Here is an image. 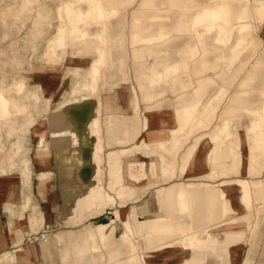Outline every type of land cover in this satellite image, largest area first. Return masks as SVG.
<instances>
[{"label": "crops", "instance_id": "crops-1", "mask_svg": "<svg viewBox=\"0 0 264 264\" xmlns=\"http://www.w3.org/2000/svg\"><path fill=\"white\" fill-rule=\"evenodd\" d=\"M12 1L0 10L2 38L9 39L15 30L17 36L26 31L24 45L11 42L13 67L6 69L8 62L0 60V93L7 100L6 105L0 104V264H224V199L219 198L224 178L192 180L211 172L205 163L211 144L200 147V157L196 155L192 165H178L182 177L156 185L149 175V163L165 155L170 131L176 132L184 110L193 106L181 99L195 98L198 92L194 62L204 60L207 65L215 60L213 40H198L188 22L199 5L212 1L119 0L112 4L119 14L105 21L68 19V4L74 14L91 12L85 0H57L56 14L48 0H31L30 5ZM230 1L236 17L229 41L233 45L240 24L252 29L255 20L264 23V18L258 15L262 0ZM132 5L137 8L127 22L124 10ZM111 10L106 8L107 13ZM154 13L163 20H145ZM155 35L156 45L149 46L146 40ZM28 54L30 58L41 54L46 64L61 63L68 55L80 62L68 70H35L27 84L16 68ZM130 64L136 83L129 77ZM169 65L177 66L172 76L178 77L165 80ZM95 68L100 72L97 78ZM157 75L160 80L149 83ZM212 75L208 64L201 77ZM186 80H193V85L185 84ZM191 150L192 146L184 147V153ZM131 154L145 164L137 172L146 178L137 183L127 165L132 160L126 158L122 165L123 157ZM155 171L165 180L164 165L157 164ZM188 183L213 189L193 198L190 214L178 205ZM149 196L153 200H147ZM120 199H136L129 203L134 205L130 212L109 206L101 214L89 215L104 203L119 205ZM112 215L107 223H89ZM80 217L84 227L77 230L78 225L71 224ZM256 223L254 233H247L242 244L250 242L249 236L255 240L261 223L264 227V216ZM214 226L218 227L211 230ZM128 229L133 244L121 240ZM206 230L214 235L215 250L182 245L187 236L204 237ZM140 238L145 242L142 249ZM102 248L107 249L108 262ZM257 251L252 246L248 260L240 264H264V249L259 259ZM6 255L12 260L7 262Z\"/></svg>", "mask_w": 264, "mask_h": 264}, {"label": "rangeland", "instance_id": "rangeland-1", "mask_svg": "<svg viewBox=\"0 0 264 264\" xmlns=\"http://www.w3.org/2000/svg\"><path fill=\"white\" fill-rule=\"evenodd\" d=\"M50 5L52 6L53 13L56 14L57 12V7L56 5L59 3L57 0H48ZM109 2L110 5L106 4V2ZM119 0H101V3L108 9L110 6L114 10H117V15L119 14V10L117 7L112 6L113 3L117 2ZM211 4L213 5L216 3V0H211ZM12 0H0V10L4 9L6 5L9 3H12ZM95 10V3L96 0H92L89 2H86ZM209 6V5H206ZM203 6H198L195 10V12H198ZM137 8V5H132L128 6L125 8L124 13L126 14V21L131 20V12L133 9ZM70 7L68 6V12L66 16H68L69 20H100V21H105L113 16L109 17L111 13L105 12V17L103 19H99L96 16V12L93 10L90 12V16L87 18H78L74 13H72L71 10H69ZM113 12V11H112ZM194 12V13H195ZM116 15V16H117ZM153 15L155 14H148V17H145L146 19L153 18ZM165 20H167L169 17L165 15ZM108 17V18H107ZM145 19V20H146ZM54 27L52 29V32L55 31V26H56V21H54ZM213 22V21H212ZM221 23L220 22H213L214 27H218ZM198 27L196 30L189 29L191 34L195 36L198 40H204L205 38H208L210 40V36H207V31H203L205 24L197 25ZM130 26L129 24L126 23L125 29H129ZM26 29V28H25ZM162 30V29H161ZM25 31L23 30L21 32L20 36H17V31L15 30L11 37L9 39H3L2 34L4 32V28L0 27V60L8 62V66L6 69H11L12 66V57H13V48L11 46L12 40H18V43L22 46L24 45V38H25ZM163 31V30H162ZM167 31V30H165ZM126 32V31H125ZM161 35V34H158ZM215 36V34H214ZM157 35L155 36H149V42L146 40V42L149 43V46H155L156 41H157ZM240 37V36H239ZM239 37L237 39H239ZM254 37V38H252ZM163 36L161 35V40ZM213 38V34H212ZM246 40L245 42V48L243 55L241 56L240 59H234V52L232 50L226 49L224 46L225 44L223 43V46H220V42L216 43L215 40L212 46V52L215 57V60H213L211 63L208 62L207 65L211 64V67L213 69V75L211 77L205 78L201 77L207 68L206 62L204 60H196L194 62L195 68H196V74L197 78L195 81V84L198 87V92L196 93L195 98L191 99H186L182 98L181 101H191L193 106L190 108L191 110V116H193V119H188L186 120L187 124H184L182 117L179 119L180 124L178 125V128H181L180 132H184L182 137L183 139L181 140V143L179 147L175 150L173 148V151L170 153L169 152V146L171 143V139L165 140L164 142V148L165 149V155L166 159L168 162H170L172 165H168L169 169L167 170V173H163L165 180L157 174L156 171L153 173H150V177L154 179L153 181L156 182V185L163 184L164 182H168L171 180L176 179V177H182L184 173L178 172V165L183 164V157L190 155V153H184V147L192 146L193 149L199 153L202 152L201 146L205 147L207 145V142L211 144V147L207 150L205 156L206 159V165L209 169H211V172H207L206 174L197 176L196 178L192 180H204L208 182H217L219 181L222 177L224 178V183H229L232 181H235L237 179H243L247 180L249 182V185L251 186V197L249 200H242L241 203L244 207L242 214H226L224 216V220L228 219V222L233 221L234 219H238L237 221H240L245 227V233L242 236L240 240L237 242L231 244L230 246L226 245V248H232L238 245L242 251V260H248L246 257L247 252L252 249V246L259 251L256 252V259H259V256L261 255L263 249H264V241H262L264 237V227L261 223V228L257 230V234L255 237V240L252 241V237L249 236V241L248 243H243L242 240L246 238L247 233L250 235L254 233V229L258 226L259 223H256L258 219L262 218L264 216V144L260 145L259 151L261 152V156L258 160V165L256 166V171L250 172H234L231 169V165L229 160L227 159V146L229 143L234 142L235 136H234V131L235 128L237 129H244L247 130L250 134V128L253 120H256L259 115L255 112V104H257L260 100L262 99V102L264 103V68L262 67L264 65V23H260L258 21H254L253 23V28L250 31L249 36L245 37ZM255 41H254V40ZM167 40V38H166ZM212 40V39H211ZM254 42L252 44V42ZM235 42V39L233 40ZM252 45V46H251ZM205 47V46H204ZM194 50V49H193ZM3 52V53H2ZM199 50L197 48L198 53ZM41 54H37L36 58H30L29 54L25 55V58L23 59V64L20 67V69L16 70L19 72V76H22L25 78L27 84L29 83V73L34 72L35 70L41 69L45 70V68H52V69H71L72 67H75L79 64V59L74 58L72 56H67L63 62L57 63V64H46L45 60L40 58ZM232 61V62H231ZM244 62V67L243 70L238 71V66L241 64V62ZM33 62L32 65L30 66L29 63ZM78 63V64H77ZM84 63V62H83ZM260 64V69L257 70V73L255 75V79H259V83H255L254 89H257V92L255 95L251 98V101H248L247 104H244L240 101H237V97L235 94L239 90H243V83L246 82L247 80H253L249 79V73L251 71H255V65ZM86 65L88 62L85 63ZM202 66V68L200 67ZM35 67V68H33ZM189 67V66H188ZM135 68L133 67V64H130L129 66V77L132 80V83L134 82L135 78ZM176 72V71H175ZM67 74V73H66ZM134 76V77H133ZM67 83L69 84V87L71 88L72 85V76L69 75L67 76ZM178 76H165V80L171 79V78H176ZM192 79V78H191ZM8 80L11 81V77H8ZM187 85H193V80L190 81H185L184 82ZM131 84V83H130ZM136 85V84H135ZM214 87L215 90H211V92H207V90L212 87ZM167 95L173 96V94L168 93ZM188 110L185 109L184 112ZM148 116V113H146ZM177 128V129H178ZM178 131V133H180ZM208 134L207 136L203 134ZM172 133L170 131V136L172 138ZM264 143V141H263ZM168 149V150H167ZM210 153L208 154V152ZM136 154H131L129 156H125L122 159V165L124 163V160H132L135 161L136 158H134ZM156 157V156H154ZM140 162H138L139 164ZM150 163H154L156 168L157 164H160L157 159H153ZM149 163V164H150ZM182 166V165H181ZM139 166H135L131 168L132 172L130 173V177L134 183H137L140 181L141 177H145L146 175H142L141 172H137V168ZM228 167V169H227ZM224 168V169H222ZM144 173V172H142ZM182 173V174H181ZM124 174V173H123ZM126 177V174H124V178ZM184 179V178H182ZM185 180V179H184ZM186 180H188L186 178ZM126 183L127 180L125 178ZM103 187V186H102ZM224 189H222L223 191ZM215 192V190L213 191ZM219 193L221 191L219 190ZM224 199V197H222ZM147 199V197H146ZM149 199H152L151 196H149ZM153 200V199H152ZM215 200V198H214ZM122 202V204L119 202V205L114 203V205H110L107 202V205L102 204L100 208L97 206L98 209L96 211H91L90 216H96L98 214H101L104 212L106 209L105 207H111L113 206L114 208H118L120 210H125L127 212L131 211L132 204H129L130 202L136 201V199H131L129 201L127 200H119ZM215 202V201H214ZM129 204V205H128ZM96 208V206H94ZM211 207H216V204H214ZM105 208V209H104ZM116 212V211H115ZM114 212V215H115ZM262 216V217H261ZM113 218V215L111 217H108L107 219H97L95 222H89L92 224H99V223H107ZM80 220L72 223L71 225L77 226V230H81L84 227V222ZM219 226V225H218ZM218 226H214L213 228H210L211 230H216ZM209 230V231H211ZM221 237V235H219ZM44 239L43 237H34L32 240H40ZM258 239H260L258 241ZM257 240V242H256ZM131 241H134V239ZM139 245L142 248L145 247V242L143 239H138ZM252 241V242H251ZM129 243V242H128ZM233 245V246H232ZM105 255V260L104 262H108L109 260V254L107 252L106 248L101 249ZM147 252V251H146ZM148 254V252H147ZM145 254V255H147ZM153 255V254H152ZM250 255V254H249ZM248 255V257H249ZM245 256V259H244ZM228 256H225L224 254V264H228L227 260ZM6 261H11L12 259L10 258V255H6L5 257ZM148 260V259H147ZM241 262V261H240Z\"/></svg>", "mask_w": 264, "mask_h": 264}, {"label": "bare ground", "instance_id": "bare-ground-1", "mask_svg": "<svg viewBox=\"0 0 264 264\" xmlns=\"http://www.w3.org/2000/svg\"><path fill=\"white\" fill-rule=\"evenodd\" d=\"M86 2L92 1V0H85ZM110 2V1H109ZM32 4L31 0H24V5H30ZM91 4V3H90ZM70 7V5L68 4ZM233 3L230 0H216V3L213 5L202 7L198 12L191 15L189 18V25H192V29L196 30L198 27L197 25L205 24V27L203 28V31H207V36H210V40H215V42L219 43L220 46H223V43L226 45V49H231L234 52V59H240L243 55L245 48L244 40H246V36H249L250 34V27L247 23H242L238 26L237 34L240 35L239 39L236 38V42L231 45L229 43L230 38L234 31L232 22L236 19L235 14L233 12ZM243 8L245 9V4H242ZM71 10V8L69 9ZM94 9L91 8V11ZM72 11V10H71ZM96 16L99 19H103L105 17L106 7L101 3V0H96L95 3V10ZM113 11V12H112ZM68 12V8H67ZM109 13V12H108ZM110 16H116L117 10H111ZM76 16L78 18H87L90 16V12L83 13L81 11H77ZM153 18L146 19L150 23H156L157 21L163 20L162 15H159L158 13H154ZM258 15L261 18H264V0L260 3V6L258 8ZM247 16L246 13L242 15V20L244 21ZM108 18V17H107ZM220 22L221 24L218 27H214L213 22ZM213 34V38H212ZM215 34V36H214ZM163 37L162 39H164ZM161 39V38H160ZM254 40V39H253ZM255 41V40H254ZM149 42V39H148ZM214 42V41H213ZM252 42V41H251ZM254 42H252L253 44ZM252 46V45H251ZM232 62V61H231ZM244 62L242 61L241 64L238 66V71L243 70ZM202 68V66H200ZM264 68V65L262 66ZM177 69V66H167L165 67L164 74L169 77L172 76L175 73V70ZM260 69V64L255 65V71H251L249 73V79L253 80H247L243 83V90H239L235 96L237 97V101H240L244 104H247L248 101H251V98L255 95L257 92V89H254L255 82L254 78L257 73V70ZM264 70V69H263ZM99 70L97 68L94 69V76L97 78L99 75ZM155 76L152 80L149 81V83H156L160 80L161 76ZM264 94V92H263ZM263 98H260L259 102L255 104V112L259 117L256 120H253L250 128V134L247 132V130L244 129H237L235 128L234 131V142L229 143L227 146V159L230 162L231 169L234 172L238 171H245L250 172L256 171V166L258 165V160L261 156V152L259 151L260 145H263L264 141V103L262 102ZM0 104L6 105L7 100L3 93H0ZM191 110H186L184 115L182 116L184 124H187L186 120L193 116H191ZM154 115L151 116L153 118ZM188 119V121H189ZM182 130L181 128H178L176 132L174 133V130L172 129V141L169 146V152L171 153L173 151V148L175 150L179 147L182 137H177L178 131L180 132ZM180 136L183 135L184 132H180ZM166 149V148H165ZM167 149V150H168ZM185 153H190V155L183 157V163L184 164H193V161H195L196 155L199 158L200 153L195 151L192 147L191 151H187ZM210 151L208 152V154ZM159 163L161 165H164V172L167 173V170L169 169L168 165H172L170 162L167 161L166 155H163L161 153L159 158ZM205 163L206 159H205ZM130 168H133L135 166H139L141 170H144L145 164L139 163L135 161H131L127 164ZM228 169V167H227ZM149 170L151 173H153L156 170V166L154 163H150ZM223 191L219 194V198L224 197V216L226 214L232 213V214H242V211L244 209L241 201L242 200H249L251 197V186L249 185V182L247 180L243 179H237L235 181L224 183L223 185ZM210 190H213L212 187L206 185L203 186L201 184H192L188 183L186 186V191H183L178 196V205H180V208L182 211L187 212L190 214L192 209V203L195 202L193 198L200 197L201 194L205 192H209ZM117 217L118 214L116 213ZM119 218V217H118ZM238 219H234L233 221L228 222V219L224 220V254L225 256H228V263L229 264H240L242 261V251L240 247L237 245L232 248H226L227 246H230L231 244L237 242L242 238V236L245 233V227L240 222L237 221ZM171 229V228H170ZM128 233H125L121 240H123L125 243L129 242V244H133L131 241L132 235L130 233V230L128 229ZM204 233V237H199L198 235H190L187 236V238H184L182 240V245L185 247H191V248H198L200 250H215V238L214 235H212L210 232L207 233V230ZM233 246V245H232ZM231 247V246H230ZM187 264H190L187 262ZM196 264H199L196 262Z\"/></svg>", "mask_w": 264, "mask_h": 264}]
</instances>
